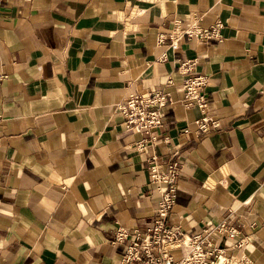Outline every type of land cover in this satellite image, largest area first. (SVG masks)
Instances as JSON below:
<instances>
[{
    "label": "crops",
    "instance_id": "obj_1",
    "mask_svg": "<svg viewBox=\"0 0 264 264\" xmlns=\"http://www.w3.org/2000/svg\"><path fill=\"white\" fill-rule=\"evenodd\" d=\"M188 20L222 21L221 39L156 42ZM190 59L220 122L200 135L176 71ZM0 77V264H118L116 226L154 220L153 154L179 162L170 223L191 234L227 218V264H264V0H0ZM161 88V139L137 150L148 134L116 104Z\"/></svg>",
    "mask_w": 264,
    "mask_h": 264
},
{
    "label": "built area",
    "instance_id": "obj_2",
    "mask_svg": "<svg viewBox=\"0 0 264 264\" xmlns=\"http://www.w3.org/2000/svg\"><path fill=\"white\" fill-rule=\"evenodd\" d=\"M223 25L222 21L204 26L198 20H188L184 25L177 26L168 33L159 32L156 42L163 43L168 39L169 47L175 50L178 48L179 39L185 36L200 41L221 39ZM196 62V59L182 61L177 65L176 71L185 75L180 88L183 92L181 102L184 106H195L199 110V116L193 121L195 125L193 132L200 135L220 127V122L210 112L209 96L205 90L207 76L190 74ZM172 102L170 92L161 88L144 93H128L116 104L117 110L123 116L122 124L126 130L148 134L147 138L134 143L137 150H143L147 145L155 144L161 139L159 131L167 122V108ZM189 131L188 127L184 128L185 133ZM148 170L149 179L155 184V191L158 194L154 220L144 234L130 232L123 225L116 226L114 241H129L118 264H227L229 260L227 247L220 245L217 239L234 238L238 234L237 229L227 218H223L204 225L194 233H185L179 224L168 221L179 189L178 160H172L167 168L163 169L157 154H153L149 159ZM242 244L243 238L233 243L237 246ZM174 248L181 250L178 259L172 253Z\"/></svg>",
    "mask_w": 264,
    "mask_h": 264
}]
</instances>
